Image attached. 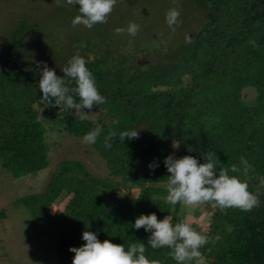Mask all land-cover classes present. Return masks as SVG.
Returning a JSON list of instances; mask_svg holds the SVG:
<instances>
[{
    "label": "trees",
    "instance_id": "obj_1",
    "mask_svg": "<svg viewBox=\"0 0 264 264\" xmlns=\"http://www.w3.org/2000/svg\"><path fill=\"white\" fill-rule=\"evenodd\" d=\"M173 7L182 21L174 32L165 19ZM78 10L79 5L63 10L68 16L54 31L41 18L24 13L0 44L4 168L16 177L35 173L49 165L47 144L54 132L82 139L97 126L102 129L90 146L106 173L93 172L81 158L67 157L55 162L43 190L22 198L34 226L55 237L57 264H72L69 248L86 243L85 230L125 250L144 243L149 260L176 264L170 249L151 248V233L132 225L141 214L150 213L158 220L170 215L173 225L183 220L186 207L164 201L170 173L163 161L171 154L204 163L205 152L216 153L228 169L239 166L241 156L247 159L253 166L249 191L258 194L260 203L249 212H222L206 204L207 227L202 231L193 226L208 237L200 249L203 264H264V0H117L107 23L91 30L72 26ZM154 20L157 25L149 27ZM129 22L140 25L135 37L115 33ZM170 36L168 45L165 39ZM77 53L107 100L95 105V115L87 119L75 110L69 114L50 106L38 88L37 62H46L63 77L68 60ZM65 81L69 88L76 86L71 78ZM250 88L252 100L244 93ZM127 130L139 131V138L120 141L119 133ZM110 131L118 135L106 149ZM153 161L158 163L154 171L148 168ZM229 175L244 179L240 173ZM62 195L63 203L52 210ZM5 215L0 209V220ZM3 249L6 262L14 264Z\"/></svg>",
    "mask_w": 264,
    "mask_h": 264
},
{
    "label": "clouds",
    "instance_id": "obj_2",
    "mask_svg": "<svg viewBox=\"0 0 264 264\" xmlns=\"http://www.w3.org/2000/svg\"><path fill=\"white\" fill-rule=\"evenodd\" d=\"M59 5L60 0H55ZM68 5H79L77 15L72 21V26L83 25L91 30L96 24L107 23L108 16L116 6L117 0H66ZM180 11L177 7L170 8L166 12V23L174 32L182 21L179 19ZM140 31V25L129 22L126 28H116L115 33L122 35L127 33L135 37ZM186 42L191 43V38L186 37ZM254 47L255 40H250ZM40 71L38 88L43 94V99L50 106H59L69 114L75 110V114L81 119H87L95 115L91 110L95 105L106 104L107 100L102 96L96 86L93 74L86 67V61L79 53L68 60L63 69L64 76H57L54 69L49 68L46 62H37ZM65 77L75 81L76 86L69 88ZM71 93V94H70ZM74 97L79 98V102ZM54 101V103H53ZM88 111H84V110ZM95 123V121H93ZM102 129L97 126L83 136V143L95 145ZM117 133L110 131L104 139V147L111 149L117 139ZM138 139L139 131L127 130L119 133V140L124 141ZM174 149L179 144L174 143ZM204 163L197 158L185 155L177 158L168 155L163 163L170 175L167 177L165 203L175 206L182 204L187 208H195L203 204L212 203L220 211L229 208H238L244 212L252 211L259 206L258 194L249 191V173L253 166L243 156L240 157V165L233 164L230 169L223 167L216 153H202ZM158 163L153 161L148 168L155 170ZM240 173L244 179L229 175ZM260 186H264V177L260 178ZM132 227L136 230L143 228L151 233L147 245L153 249L168 248V255L176 261V264H203V256L200 249L208 243V237L196 231L190 219L185 217L173 225L172 217L167 215L163 220H158L155 213L141 214L135 219ZM87 228V227H86ZM82 239L86 242L80 247H70L74 253L72 264H159L157 260H149L145 255V244H131L127 250L124 245L114 244L110 240L101 242L97 235L85 230Z\"/></svg>",
    "mask_w": 264,
    "mask_h": 264
},
{
    "label": "rangeland",
    "instance_id": "obj_3",
    "mask_svg": "<svg viewBox=\"0 0 264 264\" xmlns=\"http://www.w3.org/2000/svg\"><path fill=\"white\" fill-rule=\"evenodd\" d=\"M70 7L66 0H60L59 5L55 0H0V44L9 37L24 13L41 18L42 23L54 31L65 20V16H68L63 10H69ZM165 7L169 8L168 1ZM156 25L155 20L148 22L149 27ZM172 37L165 39L166 44H170L167 41ZM148 38L150 37L142 39ZM244 93L248 100L254 98L255 93L251 88L245 89ZM47 146L49 165L35 173L16 177L0 163V209L6 211L5 217L0 220V264H8L3 248L8 249L14 264H57L55 237L43 234L34 226L30 212L22 200L25 195L44 189L56 161L67 157L81 158L93 172L106 173L103 161L97 157L92 146L83 143V138L79 139L71 134L62 136V133L54 132L50 135ZM63 198L64 195L60 196L52 210L63 203ZM208 209L206 204L195 208L186 207V217L190 219L192 226L203 231L207 227L205 218ZM196 211L199 213L193 214Z\"/></svg>",
    "mask_w": 264,
    "mask_h": 264
}]
</instances>
